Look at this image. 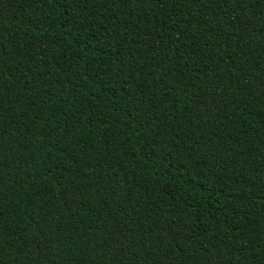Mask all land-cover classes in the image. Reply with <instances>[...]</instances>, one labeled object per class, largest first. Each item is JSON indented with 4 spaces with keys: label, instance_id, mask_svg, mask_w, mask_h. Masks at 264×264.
Returning <instances> with one entry per match:
<instances>
[{
    "label": "trees",
    "instance_id": "1",
    "mask_svg": "<svg viewBox=\"0 0 264 264\" xmlns=\"http://www.w3.org/2000/svg\"><path fill=\"white\" fill-rule=\"evenodd\" d=\"M0 264H264V0H0Z\"/></svg>",
    "mask_w": 264,
    "mask_h": 264
}]
</instances>
